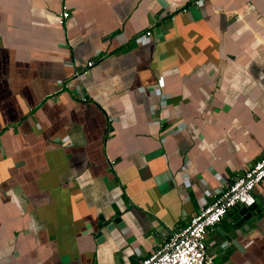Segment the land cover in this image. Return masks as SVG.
I'll list each match as a JSON object with an SVG mask.
<instances>
[{"label": "crops", "instance_id": "obj_1", "mask_svg": "<svg viewBox=\"0 0 264 264\" xmlns=\"http://www.w3.org/2000/svg\"><path fill=\"white\" fill-rule=\"evenodd\" d=\"M191 1L0 0V264H135L264 156V0Z\"/></svg>", "mask_w": 264, "mask_h": 264}, {"label": "built area", "instance_id": "obj_2", "mask_svg": "<svg viewBox=\"0 0 264 264\" xmlns=\"http://www.w3.org/2000/svg\"><path fill=\"white\" fill-rule=\"evenodd\" d=\"M208 0H192L198 6ZM68 17L66 11L59 15L61 23ZM146 36L149 32L145 33ZM92 62L86 64L91 67ZM264 181V156L253 163L243 174L223 188L213 201L190 217L188 224L171 232L152 253L135 264H212L206 256L205 235L221 221L235 205L249 207L255 201L252 191Z\"/></svg>", "mask_w": 264, "mask_h": 264}, {"label": "water", "instance_id": "obj_3", "mask_svg": "<svg viewBox=\"0 0 264 264\" xmlns=\"http://www.w3.org/2000/svg\"><path fill=\"white\" fill-rule=\"evenodd\" d=\"M234 213L232 215L225 214L223 217H229L228 223L231 225V229H233L235 234L242 235L250 230V227L254 224L258 217V210L256 208L255 203L249 207H243L239 205H235L233 208ZM100 222H103L102 218H99ZM119 219H113L112 223L109 224L106 228L110 229L114 226L119 227ZM224 240L227 243H230L234 246L237 250L240 251V245L237 241L231 238V236L223 235Z\"/></svg>", "mask_w": 264, "mask_h": 264}, {"label": "flooded vegetation", "instance_id": "obj_4", "mask_svg": "<svg viewBox=\"0 0 264 264\" xmlns=\"http://www.w3.org/2000/svg\"><path fill=\"white\" fill-rule=\"evenodd\" d=\"M196 7V6H195ZM110 164H112L113 165V162H111Z\"/></svg>", "mask_w": 264, "mask_h": 264}]
</instances>
